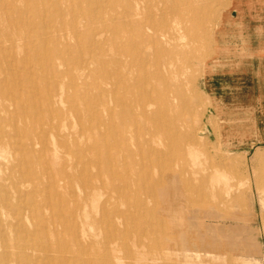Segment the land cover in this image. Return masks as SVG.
Instances as JSON below:
<instances>
[{
  "label": "rangeland",
  "instance_id": "rangeland-1",
  "mask_svg": "<svg viewBox=\"0 0 264 264\" xmlns=\"http://www.w3.org/2000/svg\"><path fill=\"white\" fill-rule=\"evenodd\" d=\"M230 2L233 3L234 0H218V5L210 7L213 22L209 26V37L201 46L197 45L194 54L183 57V64L187 69L175 82L188 103L190 113L185 114L179 121H174V124H185L184 129L180 130L183 133L181 136L190 135V144L178 134L173 139L162 138L163 143L178 146L174 157L164 161V164L137 170L121 163L117 166L114 164L111 170L101 171L99 179L96 180V186L100 188L99 193L88 201L85 207L86 215L71 214L69 193L77 190L80 181L89 177V174L97 177L98 168L102 166L103 170L105 162L120 157L115 147H109L105 154L102 152L104 147H93L96 138H99L101 145H104V141L111 145L114 136L103 130L102 134L97 133L100 135L98 136L89 130L90 122L86 109H83V102L77 99V95L74 96L73 89L67 88L65 92L73 97L71 101L74 100L77 105L64 103L59 108L64 114L60 123L54 121L51 124V121L49 124L41 121L44 112L38 111V115L34 117L29 114L27 108L20 109V106L27 107L32 102H37L39 93L44 88L37 87L31 91L27 83V73L17 69V75L25 80L22 81L23 86H17L15 99L0 98V112L2 105L8 110H13L16 105L19 107L9 118L13 123L5 128L16 141V145L11 149L2 150L7 153L3 154L4 159L0 160V178L3 179L0 180V255L5 249L13 254L30 253L31 255H28L34 258L32 264H60L61 260L68 259V264H104V259L112 261L114 257L124 264H130V260L132 264L134 261L151 262L153 259L157 264H169L170 260L167 258H172L175 253L182 251L171 250L164 241L161 240V243L159 240L171 234L167 231L166 218H184L196 209V214L202 216L204 221L226 231L224 235L218 234L219 250L215 247L213 250L209 248V251L212 250L209 257L201 258V261L193 259L183 264H257L256 261L264 264V142L256 141L260 134L256 132L257 128H253L251 110L245 106L254 101L255 78L251 71L232 73L228 68L219 70L218 65L214 69L209 67L219 47L243 44L255 46L264 43V37L258 38L257 35L258 31L263 32L264 26L247 27L239 19L241 9L244 16L254 18L253 16H264V7H233ZM260 2L264 5V0ZM104 32L100 43L96 45L79 43L80 34L78 40H70L73 46L69 51L71 66L80 58L82 62L89 64V70L93 71L85 80L87 85H97L99 81L101 83V74L100 68L91 64L88 54L83 52L100 53V59L115 57L118 44L110 31ZM191 57H196L197 60L191 61ZM250 61L251 59L248 63ZM227 63L223 61L221 64ZM13 71H10V74ZM212 77L218 79L213 82L215 90L209 92L206 82ZM4 87L14 89L9 83ZM80 91L90 100H98L96 89L87 88ZM171 91L173 89L168 93ZM226 104L233 105L227 110V117L215 113V105ZM108 106L113 108L111 97L108 98ZM93 110L99 119L105 115L102 106H96ZM25 117L28 120H25ZM230 117L237 122L235 129L247 131L245 137L228 133L230 124L227 121ZM41 145L56 151L61 167H56L50 162L52 156L45 155ZM134 148L135 146L132 147ZM33 154L37 158L30 165L29 169L34 172L30 174L21 164L26 165ZM60 168L67 174H75L77 182L71 177L66 184L53 179L52 173ZM213 170L220 172V177H213ZM135 171L138 177L131 174ZM194 172L195 176L192 175ZM129 176L133 178V183L126 188L123 180H127ZM110 187L117 189L115 194L108 192ZM158 189L166 192L165 204L169 206L167 211L160 208L161 194ZM57 191L68 197H60ZM5 198L8 204L1 207ZM96 202L106 210L107 219L94 213ZM202 212H206L210 217H203ZM80 222L84 224V234L78 237L80 244L76 247L74 238L79 233ZM237 227L240 229L237 230ZM246 237L254 239L260 251L249 247L243 250L244 244L240 242ZM232 239L237 244L233 245ZM110 241L113 244H108ZM43 244L53 248L50 251L44 250L41 247ZM58 245L65 248L57 249ZM79 246L84 250L79 252ZM217 246L216 248H219ZM48 255L51 258H48ZM8 263L25 262L17 263L10 257Z\"/></svg>",
  "mask_w": 264,
  "mask_h": 264
},
{
  "label": "bare ground",
  "instance_id": "bare-ground-1",
  "mask_svg": "<svg viewBox=\"0 0 264 264\" xmlns=\"http://www.w3.org/2000/svg\"><path fill=\"white\" fill-rule=\"evenodd\" d=\"M217 2L218 0H0V98L15 99L17 86H21V84L23 86V82H25L20 75H17V69H21L27 73V83H29L28 87L31 88V91L37 87L44 88V90L39 93L40 97L37 102H32L27 107L20 106V109L27 108L29 114L34 117L38 115L37 113L44 112L45 115L41 121L44 120L49 124L52 121V124L54 121L56 123L63 121L64 114L59 108L64 103L77 105L74 100L71 101L73 97L65 92L67 88L73 89L74 96L77 95V99L83 102V109H86V116L90 122L89 130L98 136L100 135L97 133H101V130L114 136L111 145L106 141H104V145H101L99 138H96L93 147L95 145L104 147L105 150H102L104 154L107 149H110L109 147H115L120 153L118 159L105 162L103 170L102 166L98 168L97 177L89 174V177L80 181L77 190L69 193L72 215L75 213L78 215L87 214L85 207L88 201L94 198L100 190L96 186V180L99 179L103 171L111 170L114 164L117 166L123 163L137 170L150 165L164 164V161L174 157L178 146L163 143L162 138L173 139L177 134L188 140V144H190L192 140L190 135L181 136L183 133L180 130L184 129L185 124L181 126L174 124V121H179L185 114L190 113L188 103L179 92L175 82L178 76L187 69L183 64V57L194 54L197 45L201 46L208 39L209 26L213 22L210 7H213L214 4L218 5ZM230 4L233 7L245 6V1L234 0ZM262 26H264V22L261 23L260 27ZM104 31H110L118 44L116 53L114 52L115 57L100 59V53L84 51L83 53L88 54L90 63L100 68L101 74V83L99 81L97 85L95 83L87 85L85 80L90 75L89 73L93 74V71H90L89 64H85L80 58L75 61V65L71 66L69 51L73 46H71L70 40L75 38L78 40V34H80L79 43L96 45L100 43ZM257 35L258 38L264 37V30L263 32L258 31ZM217 51V55L215 54L216 57L210 61L209 67L214 69L218 65L219 70L228 68L232 73L246 70L251 71L254 75L256 83L254 95H256L255 98L257 97L258 106L253 128H257L256 132L260 134L256 141L264 142V111L260 107L261 101L264 100V64H260L264 63V43L255 46L236 45L227 49L224 46L219 47ZM195 59L197 60L196 57H191V61ZM249 59L251 61L248 63ZM223 61L228 63L221 64ZM232 69H240V71ZM12 70L14 71L10 74ZM6 83L11 84L14 89L5 88ZM87 88L97 90L98 100H90L84 96L80 90ZM170 89L173 91L168 93ZM21 91L23 90L21 89ZM110 97L113 108L108 106ZM31 98L33 99V97ZM96 106H102L104 110L105 115L102 119L94 114L93 109ZM16 108L19 107L16 105L13 110H8L6 106L2 105L0 112V160L4 159L3 154L7 153L2 150L11 149L16 145V141L5 130L13 123V120H9V118L13 116L12 113L17 110ZM75 109L77 110V107ZM20 113L22 112L20 111ZM29 114L28 116L31 117ZM76 115H78L77 111ZM25 120L28 118L25 117ZM228 123L230 124L229 134L245 137L247 131L234 128V125L237 124L234 118H230ZM134 146L135 148L132 149ZM40 147L45 155L52 156L50 162L54 166L61 167L56 151L49 150L43 145ZM36 158L34 155L26 162V165L25 163L21 164L30 174L33 172L29 169L30 165ZM211 172H214L213 177H220V172L217 170ZM131 174L138 177L136 171ZM192 175L195 176L196 173L194 172ZM130 176L126 178L127 180H123V185L126 188L129 185L132 186L133 183V178L131 179ZM51 177L65 184L70 177L75 183L77 182L75 174H67L61 168L54 171ZM0 180L3 181L1 178ZM109 190L110 194H115L117 191L115 187H110ZM159 192L161 194L160 208L167 211L169 206L165 204L166 192L161 190ZM59 196L68 197L62 193H59ZM1 203V207L8 204L7 199H3ZM93 210L95 214H101L107 219L106 210L99 206L98 202L95 203ZM196 213L198 211L194 209L189 216L184 218H166L167 231H170L171 234L163 238L160 237L159 240L164 241L171 250L182 251L175 253L172 258H167L170 260L169 264H183L193 259L201 261L204 257L210 256L212 248L220 249L217 246L218 234L224 235L226 230L207 223L202 219V216ZM201 214L205 218L209 216L206 212ZM20 218L22 217L20 216ZM78 227L80 228L79 233L74 238L76 247L80 244L78 237L84 234V224L80 222ZM239 229L237 227V230ZM231 241L233 245L237 244L234 239ZM108 244H113V242L110 241ZM240 244H244L242 245L243 250L249 247L257 252L260 251L259 246L251 237L241 240ZM41 247L48 251L53 248L47 244H43ZM56 248L65 247L58 245ZM209 248L212 250L209 251ZM83 250L82 246L78 247L79 252ZM28 254L25 252L13 254L5 249L1 252L0 263L9 264L8 258L11 257L17 263L24 261L25 263L22 264H32L34 258ZM44 255L46 256V254ZM61 261L60 264L70 262L69 259ZM121 262L117 257H114L112 261L110 259L103 260L104 264H124ZM129 262L131 264V260ZM256 263L259 264L257 261ZM132 264L157 263L153 259L151 262L143 260L134 261Z\"/></svg>",
  "mask_w": 264,
  "mask_h": 264
},
{
  "label": "crops",
  "instance_id": "crops-1",
  "mask_svg": "<svg viewBox=\"0 0 264 264\" xmlns=\"http://www.w3.org/2000/svg\"><path fill=\"white\" fill-rule=\"evenodd\" d=\"M241 1H245V6H242V5H238V7H250L251 5V7H264V5H262L261 4V2H260V0H258V1H256V0H241ZM255 2V3H254ZM251 3V4H250ZM246 9V8H245ZM238 11H239V9H237ZM242 13V14H241ZM240 18L239 19H241L242 20V22L243 23H245L246 24V26H249V27H260V25L261 24H257L259 21H260V19H261V21L259 22V23H263V19H264V16H258V17H255V16H253L254 18H252V17H250L249 15L248 16H244V14H243V11H242V9L240 10ZM247 21V22H246ZM250 21H254V22H250ZM257 21V22H256ZM252 23H254V25H252ZM226 47V46H225ZM228 47H226V49H227ZM219 77V76H218ZM218 77H212V78H210L207 82H206V88L208 89V91L210 92V91H214L215 90V85L213 84V82H214V80L215 79H218ZM255 96L256 95H254V101H251L250 103L251 104H246L245 106H246V108H248V109H250L251 110V118L252 119H256V117L254 118V116L257 114V106H258V100L255 98ZM237 105V104H236ZM235 105V106H236ZM233 107V105H229V104H226V105H215V113L216 114H218V115H225L226 117H227V114H228V112H227V110L229 109V108H232ZM250 107V108H249ZM261 108H262V110L264 111V100L263 101H261V106H260ZM251 108H253V109H251ZM214 112V111H213ZM215 113H213V114H215ZM230 118H232V117H230ZM230 118H229V120H230ZM250 118V117H249ZM228 120V119H227ZM229 120L227 121V123L229 122Z\"/></svg>",
  "mask_w": 264,
  "mask_h": 264
}]
</instances>
